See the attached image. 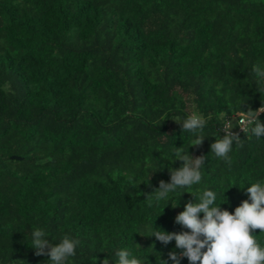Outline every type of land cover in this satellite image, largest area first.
<instances>
[{
    "label": "trees",
    "instance_id": "16d2710c",
    "mask_svg": "<svg viewBox=\"0 0 264 264\" xmlns=\"http://www.w3.org/2000/svg\"><path fill=\"white\" fill-rule=\"evenodd\" d=\"M253 65L264 68V0H0V264H51L34 228L80 241L66 264H116L121 249L174 264L182 250L153 231H190L175 217L204 190L234 214L264 184V137L238 126L264 107ZM194 112L199 147L175 121ZM228 120L240 134L230 165L211 153ZM180 147L205 156L201 182L147 198L182 167Z\"/></svg>",
    "mask_w": 264,
    "mask_h": 264
},
{
    "label": "clouds",
    "instance_id": "9594fccd",
    "mask_svg": "<svg viewBox=\"0 0 264 264\" xmlns=\"http://www.w3.org/2000/svg\"><path fill=\"white\" fill-rule=\"evenodd\" d=\"M252 72L257 77L258 84L264 82V68L253 65ZM261 113H264V107L240 113L238 126L246 136L251 133L257 139L264 137V123L259 119ZM218 119L225 120V117L222 114ZM175 121L182 125V132H190L196 136L190 147L203 144L205 137L202 132L206 125L203 116L194 112L182 122ZM221 132L224 135L216 137L211 144V153L230 165L229 153L234 142L240 143V134L233 132L230 120L225 121ZM188 153L183 147L175 149L176 161H182V167L170 168L171 181H160L159 188L148 194L147 198L154 196L157 202L167 201L169 193L181 188H191L201 182L200 169L205 164V156L194 158ZM246 194L248 199L235 208L234 214L222 210L221 206H215L217 196L212 190H204L198 197L192 195L195 202L189 201L185 210L175 217V223L190 231L169 233L158 230L153 231L150 237L154 236L165 246L175 241L176 248L182 251L179 254L175 251L169 253L174 264H180L183 257L190 264H264V246L253 234L255 230L264 233V184L252 183L246 188ZM171 205L173 208L178 207L172 203ZM31 237V248L35 250V254L48 256L51 264H66L70 257L76 255V247L80 243L79 240L64 236L61 242L53 244L40 228H34ZM115 255L118 257L116 264H140L137 258H130L126 249L116 251ZM103 264H110L109 257L103 260ZM164 264H168V261L164 260Z\"/></svg>",
    "mask_w": 264,
    "mask_h": 264
},
{
    "label": "built area",
    "instance_id": "2783aa9c",
    "mask_svg": "<svg viewBox=\"0 0 264 264\" xmlns=\"http://www.w3.org/2000/svg\"><path fill=\"white\" fill-rule=\"evenodd\" d=\"M240 131H241V129H240Z\"/></svg>",
    "mask_w": 264,
    "mask_h": 264
}]
</instances>
